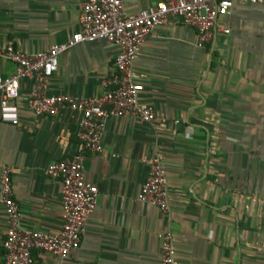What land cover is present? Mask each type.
I'll return each instance as SVG.
<instances>
[{"label": "crops", "instance_id": "obj_1", "mask_svg": "<svg viewBox=\"0 0 264 264\" xmlns=\"http://www.w3.org/2000/svg\"><path fill=\"white\" fill-rule=\"evenodd\" d=\"M127 15L161 0H122ZM82 0H0V49L43 52L80 30ZM228 30V33H224ZM177 18L154 28L132 68L141 76L139 101L157 119L109 118L103 151L84 154V178L97 187V205L79 248L41 264H161L169 233L180 264H264V5L235 3L218 18L212 40ZM119 49L105 40L80 43L60 55L48 93L98 98L112 86ZM15 66L0 60V76ZM106 84V85H105ZM32 81L19 82L18 124L0 121V174L9 167L24 228H61V183L45 175L53 162L77 152L80 114L53 117L27 108ZM160 157L169 211L137 195ZM7 217L0 202V262Z\"/></svg>", "mask_w": 264, "mask_h": 264}, {"label": "built area", "instance_id": "obj_2", "mask_svg": "<svg viewBox=\"0 0 264 264\" xmlns=\"http://www.w3.org/2000/svg\"><path fill=\"white\" fill-rule=\"evenodd\" d=\"M235 3L264 5V0H161L157 5L127 15L122 0H82L80 30L61 44L43 52L25 53L12 44L0 49V60L15 66L13 75L0 76V121L18 124V108L12 103L18 97L19 82L32 81L27 108L34 116L53 117L67 109L80 114L76 138L77 152L71 157L48 165L44 173L61 183V221L55 234L26 229L21 224L19 205L14 198L12 170L3 167L0 174V202L7 217L3 241L4 257L0 264H41L36 253L58 262L66 260L79 248L86 223L93 213L98 189L84 178V154L103 151L102 132L109 118L132 117L146 123L157 119L152 106L139 101L143 85L132 64L152 30L177 18L196 30L195 45L202 48L212 40L218 18L230 14ZM228 33V30H224ZM105 40L119 49L115 74L106 84L112 86L98 98L50 95L49 82L58 69L59 57L77 44ZM105 84V85H106ZM141 203L169 211V191L160 157L149 162V173L137 195ZM161 240V264H180L174 241L169 233Z\"/></svg>", "mask_w": 264, "mask_h": 264}]
</instances>
